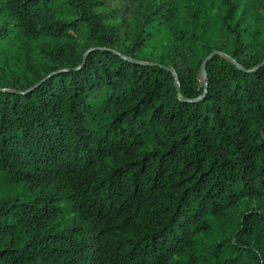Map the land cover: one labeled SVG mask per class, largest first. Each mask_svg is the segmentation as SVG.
<instances>
[{
  "label": "trees",
  "instance_id": "obj_1",
  "mask_svg": "<svg viewBox=\"0 0 264 264\" xmlns=\"http://www.w3.org/2000/svg\"><path fill=\"white\" fill-rule=\"evenodd\" d=\"M106 2L0 0V264H264V0Z\"/></svg>",
  "mask_w": 264,
  "mask_h": 264
},
{
  "label": "rangeland",
  "instance_id": "obj_2",
  "mask_svg": "<svg viewBox=\"0 0 264 264\" xmlns=\"http://www.w3.org/2000/svg\"><path fill=\"white\" fill-rule=\"evenodd\" d=\"M167 0H141L138 3L141 5L138 6L140 12H144L146 7L149 6H157L159 3ZM106 7L104 10L109 15V21L115 25H119L122 29H124L125 37L124 39H135L137 36V30H139L138 19L140 18L137 13L136 3L133 5L126 4V2H122L119 0H107ZM122 21V23H121ZM226 39V38H225ZM183 54H180L177 59L179 60V67L185 66ZM153 60L162 61L166 64L171 63V59L173 58L172 52L168 53L166 57H162L160 55L150 56ZM258 205V201L256 199H252L250 197H244L238 204L237 210L239 213H243L252 208H256Z\"/></svg>",
  "mask_w": 264,
  "mask_h": 264
},
{
  "label": "water",
  "instance_id": "obj_3",
  "mask_svg": "<svg viewBox=\"0 0 264 264\" xmlns=\"http://www.w3.org/2000/svg\"><path fill=\"white\" fill-rule=\"evenodd\" d=\"M215 53H216V49H214L213 51H211V52L205 57V59L203 60V62H202V72H203L204 74H205V71H206V64H207L208 60H209V59H210ZM85 60H86V56H84L83 63L85 62ZM263 62H264V61H262V63H263ZM152 63H154V64H160V63H158V62H152ZM262 63H260V65H261ZM168 69H169L170 71H172V72H175V71H176V68H175L174 65L169 66ZM1 88H2V87H0V89H1ZM178 94H179V95L181 94L180 87H178Z\"/></svg>",
  "mask_w": 264,
  "mask_h": 264
}]
</instances>
